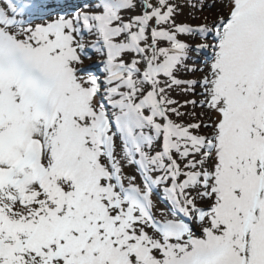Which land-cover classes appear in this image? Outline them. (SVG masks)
<instances>
[{
	"label": "snow or ice",
	"instance_id": "obj_1",
	"mask_svg": "<svg viewBox=\"0 0 264 264\" xmlns=\"http://www.w3.org/2000/svg\"><path fill=\"white\" fill-rule=\"evenodd\" d=\"M0 264H264V0H0Z\"/></svg>",
	"mask_w": 264,
	"mask_h": 264
},
{
	"label": "rangeland",
	"instance_id": "obj_2",
	"mask_svg": "<svg viewBox=\"0 0 264 264\" xmlns=\"http://www.w3.org/2000/svg\"><path fill=\"white\" fill-rule=\"evenodd\" d=\"M205 14H207V12H205ZM196 21H193V23H195Z\"/></svg>",
	"mask_w": 264,
	"mask_h": 264
}]
</instances>
